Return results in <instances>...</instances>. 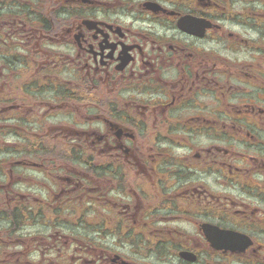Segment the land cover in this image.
Instances as JSON below:
<instances>
[{"label": "flooded vegetation", "instance_id": "1", "mask_svg": "<svg viewBox=\"0 0 264 264\" xmlns=\"http://www.w3.org/2000/svg\"><path fill=\"white\" fill-rule=\"evenodd\" d=\"M0 264H264V0H0Z\"/></svg>", "mask_w": 264, "mask_h": 264}]
</instances>
